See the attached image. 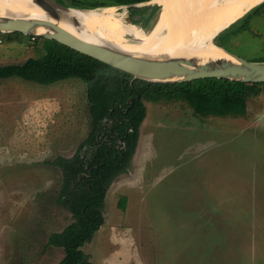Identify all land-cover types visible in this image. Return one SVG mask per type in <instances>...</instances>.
I'll use <instances>...</instances> for the list:
<instances>
[{"label":"rangeland","instance_id":"1","mask_svg":"<svg viewBox=\"0 0 264 264\" xmlns=\"http://www.w3.org/2000/svg\"><path fill=\"white\" fill-rule=\"evenodd\" d=\"M146 5L160 4L113 7L147 33L162 8L140 15L137 9ZM0 38V65L46 52L37 35L8 39L2 32ZM213 41L246 60L264 61V2ZM145 104L131 165L109 186L105 223L83 247L93 263L264 264V86L250 96L244 116L199 115L181 100ZM90 125L83 80L0 78V264L63 258V247L49 239L73 218L57 202L62 172L49 161L72 156Z\"/></svg>","mask_w":264,"mask_h":264},{"label":"trees","instance_id":"2","mask_svg":"<svg viewBox=\"0 0 264 264\" xmlns=\"http://www.w3.org/2000/svg\"><path fill=\"white\" fill-rule=\"evenodd\" d=\"M150 1L67 0V5L93 9ZM137 10H140V15L151 11L157 13L160 5H146ZM5 35L10 39L25 34L17 31ZM42 39L46 50L43 56L31 57L23 63L0 65V78L21 77L41 84L69 78L85 82L91 115L90 131L72 156L58 155L49 161L61 169L57 202L71 212L73 220L62 231L53 233L49 240L64 249L65 254L57 264H94L83 247L105 223L104 207L109 186L131 165L140 126L146 117L145 101L181 100L199 115L244 116L249 111L250 96L260 95L264 82L218 77L185 82L134 78L128 72L55 39ZM132 97L134 101L130 102ZM126 202V197H122L120 208L125 209Z\"/></svg>","mask_w":264,"mask_h":264},{"label":"bare ground","instance_id":"3","mask_svg":"<svg viewBox=\"0 0 264 264\" xmlns=\"http://www.w3.org/2000/svg\"><path fill=\"white\" fill-rule=\"evenodd\" d=\"M156 1L162 10L154 28L147 33L116 16V8L113 6L97 11L64 8L49 2L58 14L57 17H53L33 0H0V17L14 13L17 17L27 19H47L80 38L105 43L133 55L155 59H193L200 65L219 59L233 60L234 57L226 49L213 41L215 36L240 19L246 11L264 2V0ZM77 20L82 27H78ZM34 32L39 34L54 30L39 26ZM126 33H132L136 40L128 42L124 36Z\"/></svg>","mask_w":264,"mask_h":264},{"label":"water","instance_id":"4","mask_svg":"<svg viewBox=\"0 0 264 264\" xmlns=\"http://www.w3.org/2000/svg\"><path fill=\"white\" fill-rule=\"evenodd\" d=\"M33 2L53 17H57L58 14L49 2L64 8H71L67 5L66 0L62 4L53 0H33ZM76 22L78 27H82L79 20ZM39 26L50 27L54 32L37 34L34 30ZM0 31L5 33L18 31L28 35L55 39L83 54L128 72L134 78L141 77L160 82H185L198 78L218 77L246 82H264V61H249L229 51L230 55L234 57L233 60L219 59L200 65L193 59H155L133 55L105 43L85 40L47 19H27L9 15L0 17ZM136 98H139V95ZM133 101L134 97L130 98V102Z\"/></svg>","mask_w":264,"mask_h":264},{"label":"built area","instance_id":"5","mask_svg":"<svg viewBox=\"0 0 264 264\" xmlns=\"http://www.w3.org/2000/svg\"><path fill=\"white\" fill-rule=\"evenodd\" d=\"M3 42V40L0 38V43H2Z\"/></svg>","mask_w":264,"mask_h":264}]
</instances>
